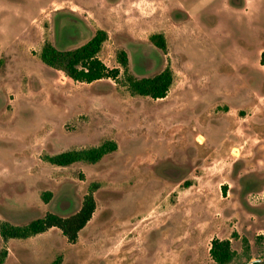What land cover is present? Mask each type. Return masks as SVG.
Instances as JSON below:
<instances>
[{"label":"rangeland","instance_id":"374dc122","mask_svg":"<svg viewBox=\"0 0 264 264\" xmlns=\"http://www.w3.org/2000/svg\"><path fill=\"white\" fill-rule=\"evenodd\" d=\"M99 29L118 82H69L41 61L46 41L71 48ZM121 50L137 77L171 67L166 98L130 94ZM263 53L264 0H0V222L73 214L100 185L76 244L58 229L0 235L5 264H216L217 238L239 254L247 238L263 259ZM107 140L117 150L96 164L42 159Z\"/></svg>","mask_w":264,"mask_h":264},{"label":"trees","instance_id":"16d2710c","mask_svg":"<svg viewBox=\"0 0 264 264\" xmlns=\"http://www.w3.org/2000/svg\"><path fill=\"white\" fill-rule=\"evenodd\" d=\"M107 39L108 33L99 29L91 38L71 48L57 47L52 42L46 41L41 48L40 59L69 82L91 84L106 78L118 82L119 68H108L98 57ZM149 39L155 47L167 53V40L163 33H154ZM117 60L124 71L122 82L132 96L150 97L154 100L167 97L174 81V74L170 66L153 76L137 77L130 71L129 57L125 50H121L117 54ZM262 64L264 65V58ZM116 150V142L107 140L98 146L71 149L55 155H46L42 159L44 162L58 167H67L79 162L96 164ZM99 187V183H93L89 187L80 208L73 214L61 215L47 212L43 217L24 225L0 222V235L4 240L28 239L46 233L50 229H58L69 244H76L81 231L91 222L97 210L95 193ZM51 195L50 192H46L42 195V199L48 203ZM232 236L238 238L236 232ZM258 241H260L259 244H262L264 236H258ZM242 248L243 251L239 254L233 249L229 239L217 238L212 240L209 252L216 264H235L238 261H240L239 264H248L251 261V244L247 238H242ZM7 255L6 249L0 252V264H5ZM51 264H62V257H57ZM253 264H264V261L257 260Z\"/></svg>","mask_w":264,"mask_h":264},{"label":"water","instance_id":"95a60500","mask_svg":"<svg viewBox=\"0 0 264 264\" xmlns=\"http://www.w3.org/2000/svg\"><path fill=\"white\" fill-rule=\"evenodd\" d=\"M259 260L264 261V258L263 259H259ZM255 261H257V260L250 261L248 264H253V262H255Z\"/></svg>","mask_w":264,"mask_h":264},{"label":"crops","instance_id":"0c3cea01","mask_svg":"<svg viewBox=\"0 0 264 264\" xmlns=\"http://www.w3.org/2000/svg\"><path fill=\"white\" fill-rule=\"evenodd\" d=\"M165 35V34H164ZM236 148H234L233 150H235Z\"/></svg>","mask_w":264,"mask_h":264}]
</instances>
